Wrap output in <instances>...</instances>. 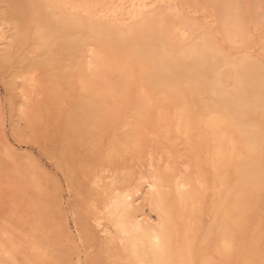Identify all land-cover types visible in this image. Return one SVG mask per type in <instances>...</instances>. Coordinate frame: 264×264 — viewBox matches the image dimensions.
<instances>
[{"label":"bare ground","instance_id":"1","mask_svg":"<svg viewBox=\"0 0 264 264\" xmlns=\"http://www.w3.org/2000/svg\"><path fill=\"white\" fill-rule=\"evenodd\" d=\"M229 3L0 0L11 133L21 136L18 120L29 128L51 69L69 102L63 126L86 151L78 179L66 150L56 160L67 190L56 208L73 248L46 237L47 218L20 186L23 203L1 217L0 264H264V19ZM105 101L117 113L91 152ZM1 137L0 170L12 159L39 190L43 164Z\"/></svg>","mask_w":264,"mask_h":264},{"label":"rangeland","instance_id":"2","mask_svg":"<svg viewBox=\"0 0 264 264\" xmlns=\"http://www.w3.org/2000/svg\"><path fill=\"white\" fill-rule=\"evenodd\" d=\"M211 1H213L218 6H224V5L228 6V5H230L229 2H231V3H233V5L235 4L234 7L237 6L236 8L238 10H240L241 12H243L244 15L248 16L250 14V16L255 20L254 22H256L257 20L264 19V0H211ZM229 7H232V5H230ZM245 8H248L249 11L247 12ZM13 61L14 60L12 59L9 63H7L3 68L0 69V152L2 149V147H1L2 146V137L1 136L2 135H8V137H10L11 141L14 144L13 147H14L15 151L20 156L26 157L25 155H27V157L29 156V157H32L31 159L39 160L40 163L43 164V167H44L43 169L45 172L42 170H39L37 173V176L41 180L42 185H44V186L40 187V189H39L40 191L37 189V191L32 192L30 184L28 183V180L26 179L25 175L22 174L19 171V169H17L16 162H14L12 159H7L5 157L6 159H5L4 164H3L4 169L0 170V221H1V217L4 214V212H6L8 209H12V207H14V205L16 207L21 206V204L23 203L22 196L25 195L26 193H28V194L31 193L32 195H30V196H32L33 198L36 197L35 200L33 199V201L34 202L36 200L38 201V202L36 201L35 204H37V206L40 208V212L43 213L44 218L45 217L47 218L46 222L49 223L47 228H45V230L43 229V233H45L46 237L48 236L47 233H49V234L51 233V234L55 235L56 240H57V237L60 236V238L62 240L60 238H58L60 240V242H59V240H57V242L60 243V246L62 248L66 247L65 249L68 250V247L73 248L72 240H70L71 237H67L70 240L69 241L70 244H68L69 243L68 239H66L67 234L61 228L62 223H61V219L59 218L60 215H59L58 209L56 208V206H58L56 204V202L58 200H57V198L55 199L56 195L58 197L57 193L67 194V190L65 189L66 175L63 174V171L60 170V167L57 164V161H58L57 156L59 155L58 153H60V150L61 151L66 150L69 154H71L70 156L68 154L70 163H72L70 171L73 172L72 177L74 179H78V178L82 177L83 170L81 169L82 171H79L78 168H80V167L78 166L77 161L80 159H82V160L85 159V157H86L85 152L86 151H84L85 148L82 147V145L81 146L79 145L77 134L75 135L72 132L70 133L68 131L69 129H68L67 125L63 126L64 125L63 122L65 123L64 112L69 107L68 106L69 102L66 99L67 94H66L65 90L62 91V89L60 87L53 88L55 82L50 81L51 79H49L47 77V76H49L51 78V76H50L51 75V69L48 70L50 72L47 75H46V73L48 72L47 70H45L42 73L43 74L42 78L45 82V94H46V96L44 94L43 98H41V100L38 101L39 104L37 102V104L39 106H37V107L35 106V110L33 112V115L31 116V119H30L32 123L31 122L28 123L29 128H26L24 126L23 120H18L16 128L19 129V132L22 130L21 136L19 137V135L11 133V131L14 130V127H13L14 122L13 121L16 117L15 116L16 113L13 112L11 110V106L9 107V105H8L9 104V96H8L9 92L6 90V88L4 86L5 85L4 82L10 80L11 75H9V74H11V70L13 67V65H12ZM7 69H9V70H7ZM7 76H9V78H7ZM46 80L49 81L50 85L48 84V81H46ZM57 86H60L59 83ZM54 89H58V91L56 92ZM56 93H57V96H56ZM63 93H64V95H63ZM53 95H55V96H53ZM5 97L8 100L5 99ZM56 97H58V98H56ZM56 99H58V101ZM58 102H59V104H58ZM106 103L108 104L107 106H106ZM113 105L114 104H109V102H106V101L102 104V108L105 106L104 110H106V111L105 112H103L104 110L103 111L101 110V111L103 112V114L106 113V115H108V120H106V118H105L106 121L102 120V119H104L103 117L105 116V114H104V116H103V114L101 115V117L103 116L101 118L102 123L106 122V124L104 123L105 125L103 124L104 125L103 128H99V130H97L98 135H97V137H95L96 139L94 138L91 141V142H93L91 144V152L92 151L98 152L99 151L98 149H100V147L103 148L106 144L107 129L104 127H106L107 121H109V119L111 120L113 118L112 116L115 117L116 113H117V108L116 107L113 108ZM60 111H62V112H60ZM101 111H100V113H102ZM30 123L33 126H30ZM63 128H65L64 131H63ZM104 129H105V131H103ZM100 130H102L103 132ZM68 132L70 133V135L68 134ZM101 132H102V134H99ZM65 134H68L67 136H69V139ZM25 135H27V137H25ZM12 138H13V140H12ZM24 153H25V155H24ZM6 168H7V170H6ZM48 170L50 173L48 172ZM43 173L44 174L48 173L49 176L47 174L44 175ZM51 173H53L55 176L50 177V175H52ZM21 174L24 176V178ZM47 178L49 179V181ZM52 178H54V179H52ZM21 179H23V180H21ZM42 179H43V181H42ZM55 179H57L56 180L57 185H55L56 183L53 182V181H55ZM51 180L53 183L50 182ZM21 183L23 185H21ZM20 186H21V189L23 188L22 191H24V194L23 193L20 194V192H17V191L21 190ZM16 193L17 194L19 193V195H16ZM80 193H81V195H84V189L83 188H80ZM263 193H264V187H263ZM41 196L43 198H41ZM17 197H19L20 201ZM53 205H55V207ZM261 211H262V213H260V214H263L262 216L264 217V212H263V210H260V212ZM44 212L47 215L44 214ZM54 212H56V214ZM31 213L32 212L30 211V209H28V210L26 209L25 211H23V214L26 216V218L28 220L32 217ZM256 217L257 216L254 215L253 219H256ZM51 222H53V223H51ZM56 226L58 228H56ZM51 228H52V230H51ZM262 237L264 238V236H262ZM262 237H261L260 241L263 243V245L261 243V246H262V247L260 246L261 250L260 251L257 250V251L263 255L264 254V240H262ZM44 240H46V239H44ZM66 241H67V243H66ZM66 245H69V246H66ZM262 259H261V261H262Z\"/></svg>","mask_w":264,"mask_h":264},{"label":"snow or ice","instance_id":"3","mask_svg":"<svg viewBox=\"0 0 264 264\" xmlns=\"http://www.w3.org/2000/svg\"><path fill=\"white\" fill-rule=\"evenodd\" d=\"M146 183L149 185L150 192L156 193V194L161 193L160 185L156 181L150 180V181H147ZM125 200L130 201L131 197H129V196H127V194H125ZM127 210H128V207L125 208V211H127ZM121 219H122V217H121ZM156 244L159 247V244H160L159 239H157ZM97 264H104V262L99 261V262H97ZM140 264H143V261H141Z\"/></svg>","mask_w":264,"mask_h":264}]
</instances>
